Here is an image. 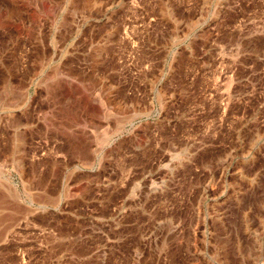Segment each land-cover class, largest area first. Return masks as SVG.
Instances as JSON below:
<instances>
[{
    "label": "rangeland",
    "instance_id": "374dc122",
    "mask_svg": "<svg viewBox=\"0 0 264 264\" xmlns=\"http://www.w3.org/2000/svg\"><path fill=\"white\" fill-rule=\"evenodd\" d=\"M0 189V264H264V0H0Z\"/></svg>",
    "mask_w": 264,
    "mask_h": 264
},
{
    "label": "bare ground",
    "instance_id": "6f19581e",
    "mask_svg": "<svg viewBox=\"0 0 264 264\" xmlns=\"http://www.w3.org/2000/svg\"><path fill=\"white\" fill-rule=\"evenodd\" d=\"M2 185V184H1ZM2 187V186H1ZM3 188V187H2ZM3 189H5V188H3ZM2 189H0V191H1ZM7 190L5 189V192H6ZM11 190H9L8 192H10ZM7 192V193H8ZM9 194H12V192H10ZM15 194V193H14ZM10 196V198L12 197V195H9ZM4 197H6V196H4ZM13 197H15V195L13 196ZM8 198V197H7Z\"/></svg>",
    "mask_w": 264,
    "mask_h": 264
}]
</instances>
